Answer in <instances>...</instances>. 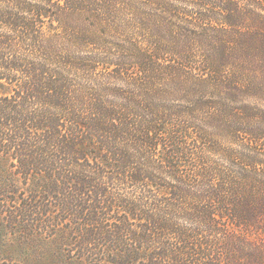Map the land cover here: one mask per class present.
<instances>
[{
	"label": "trees",
	"instance_id": "trees-1",
	"mask_svg": "<svg viewBox=\"0 0 264 264\" xmlns=\"http://www.w3.org/2000/svg\"><path fill=\"white\" fill-rule=\"evenodd\" d=\"M148 6L150 49L139 55L115 38L146 26ZM259 9L257 0H0V152L26 177L74 182L60 204L86 221L60 230L54 258L24 264H264L255 149L264 131L251 123L256 108L237 107L263 92ZM127 77L124 90L108 84ZM191 80L194 92L171 91ZM104 178L149 181V209L107 197ZM117 206L126 216L105 224Z\"/></svg>",
	"mask_w": 264,
	"mask_h": 264
},
{
	"label": "rangeland",
	"instance_id": "rangeland-1",
	"mask_svg": "<svg viewBox=\"0 0 264 264\" xmlns=\"http://www.w3.org/2000/svg\"><path fill=\"white\" fill-rule=\"evenodd\" d=\"M257 1H259L264 8V0ZM143 11L147 20L142 22L146 24V26H143L141 23L131 22L135 25H142L143 28L142 26L137 28L133 25L129 29L131 31L129 34L127 30L121 33L117 32V38H115V43L126 45L129 48L131 47V49L134 47L137 49L136 53L139 55L142 54V52H149L150 49L149 6ZM258 11L264 12L261 11V9ZM110 68L114 69L113 67ZM136 73V70L130 71V76H134L135 80L137 78ZM128 83H131L129 77H127V80H110L108 84L111 88L124 90L128 88ZM194 83L193 80L180 81L173 85L171 91L185 90L188 91V93L194 92L197 90ZM262 91L260 96L256 95L243 98L237 107L247 105L256 108L258 110L257 113L262 119H253L251 123L256 125L258 129L264 131V83ZM174 99V106L189 108L190 103L184 98L177 97ZM195 99L196 97L192 96V98L188 100L194 101ZM184 120L185 118L183 121ZM237 149L243 152L241 147H237ZM255 149H257L260 159L263 160L264 147L256 146ZM12 154L0 152V264H6L10 261L18 264H24L25 262L34 263L40 258H54L56 247L52 242H56L60 237V230L67 226L77 229L80 226H84L86 223L84 219H77L75 212L70 211L68 213L63 211V207L60 204L65 200H67V202L72 201L75 184L71 181L66 182L67 186H65V183H63L64 180L57 181L55 179H47L40 175L37 177H26L19 173V170H21L20 165ZM212 159L218 164H222L229 168L228 170H230L231 173L234 172L235 175H239L242 171L236 166L238 164L237 161L228 162V160L221 155H216ZM109 170L110 169L107 171ZM147 182V184L141 185L138 183H131L128 180L121 182L104 178L101 183L107 197L110 199L118 200V198H120L121 200L122 198L134 201L137 198L143 201L140 206L145 205L149 209V181ZM46 189H49L51 192ZM89 196L88 199L91 201L95 198L93 194ZM94 202L95 201L89 203V206L93 205ZM89 206L87 204V207ZM81 216L84 217L83 215ZM125 216L126 214L123 208H119L118 206L113 210L111 216L106 217L103 215V217H106L104 220L106 222L105 224L110 225H114V223L120 224L119 220L121 218L123 219ZM131 222L136 228L144 225L140 221L131 220ZM60 241L63 244L68 242L66 237H61Z\"/></svg>",
	"mask_w": 264,
	"mask_h": 264
}]
</instances>
